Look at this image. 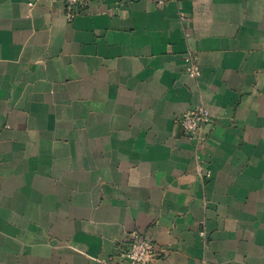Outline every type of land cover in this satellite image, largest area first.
<instances>
[{
  "label": "crops",
  "instance_id": "0c3cea01",
  "mask_svg": "<svg viewBox=\"0 0 264 264\" xmlns=\"http://www.w3.org/2000/svg\"><path fill=\"white\" fill-rule=\"evenodd\" d=\"M158 1L0 0V264H264V0Z\"/></svg>",
  "mask_w": 264,
  "mask_h": 264
},
{
  "label": "built area",
  "instance_id": "2783aa9c",
  "mask_svg": "<svg viewBox=\"0 0 264 264\" xmlns=\"http://www.w3.org/2000/svg\"><path fill=\"white\" fill-rule=\"evenodd\" d=\"M59 1L64 4L66 17L71 21L78 14L85 12L94 0ZM158 2L162 4L166 0H159ZM187 59L191 60L189 57ZM189 74L201 76L200 67L196 63H191ZM178 119L186 134L195 140L198 148L202 147L208 134L207 127L213 123L210 109L204 105H199L180 114ZM203 174L210 176L211 171L206 170ZM117 247V253L106 261L107 264H153L161 254L153 240L138 231L121 239Z\"/></svg>",
  "mask_w": 264,
  "mask_h": 264
}]
</instances>
